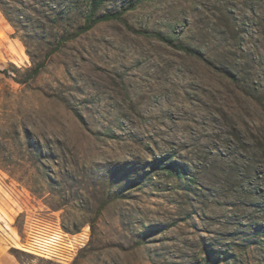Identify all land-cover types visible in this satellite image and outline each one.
<instances>
[{
  "label": "rangeland",
  "instance_id": "1",
  "mask_svg": "<svg viewBox=\"0 0 264 264\" xmlns=\"http://www.w3.org/2000/svg\"><path fill=\"white\" fill-rule=\"evenodd\" d=\"M133 2L106 0L100 12ZM86 10L0 0L8 254L19 264H264V0H151L73 37ZM33 215L72 231L71 260L23 250Z\"/></svg>",
  "mask_w": 264,
  "mask_h": 264
},
{
  "label": "built area",
  "instance_id": "2",
  "mask_svg": "<svg viewBox=\"0 0 264 264\" xmlns=\"http://www.w3.org/2000/svg\"><path fill=\"white\" fill-rule=\"evenodd\" d=\"M26 229L28 244L23 245L25 252L59 263H67L75 255V236L64 230L59 218L28 216ZM81 238L88 240L89 234L83 232Z\"/></svg>",
  "mask_w": 264,
  "mask_h": 264
},
{
  "label": "trees",
  "instance_id": "3",
  "mask_svg": "<svg viewBox=\"0 0 264 264\" xmlns=\"http://www.w3.org/2000/svg\"><path fill=\"white\" fill-rule=\"evenodd\" d=\"M82 1L85 2L86 8H87L85 12V16H84V24L78 29V32L73 37L79 36L80 34L90 31L97 24L101 22L122 20L123 16L125 15L127 11L134 9L139 4H142L144 2L151 1V0H132L134 2L130 6H128L125 10L116 12V13H104V14H101L100 9L104 5L106 0H82ZM64 10L65 11L63 13L65 14L69 13L70 5H68ZM159 38L162 39L163 41L173 43L170 40H167L164 36L160 35ZM65 39H67V34H65V30H64V34L62 33L61 37L57 38L55 48L60 46L65 41ZM181 49L186 52L191 50L189 47H182ZM43 67H44V64H37L31 69H29L25 77V80L20 83H27L30 80L37 77ZM2 73L6 76L9 75L7 70L2 71ZM63 228L64 230L68 231V233L72 232L68 228H65V226H63Z\"/></svg>",
  "mask_w": 264,
  "mask_h": 264
},
{
  "label": "crops",
  "instance_id": "4",
  "mask_svg": "<svg viewBox=\"0 0 264 264\" xmlns=\"http://www.w3.org/2000/svg\"><path fill=\"white\" fill-rule=\"evenodd\" d=\"M3 258H8L13 264H19L18 261L13 258V256L8 254V248L5 244V240L0 234V264H4L2 262Z\"/></svg>",
  "mask_w": 264,
  "mask_h": 264
}]
</instances>
